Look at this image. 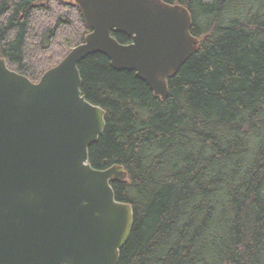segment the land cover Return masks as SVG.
<instances>
[{"label":"trees","instance_id":"1","mask_svg":"<svg viewBox=\"0 0 264 264\" xmlns=\"http://www.w3.org/2000/svg\"><path fill=\"white\" fill-rule=\"evenodd\" d=\"M161 1L186 8L200 40L165 101L101 54L78 64L105 112L89 164L127 173L111 183L133 211L118 264H264V0ZM89 32L73 0H0V58L32 83Z\"/></svg>","mask_w":264,"mask_h":264},{"label":"water","instance_id":"2","mask_svg":"<svg viewBox=\"0 0 264 264\" xmlns=\"http://www.w3.org/2000/svg\"><path fill=\"white\" fill-rule=\"evenodd\" d=\"M74 3L90 32L37 83L0 58V264H118L133 211L115 199L111 183L127 173L89 164L105 112L82 95L78 64L101 54L165 101L168 80L200 45L179 4ZM112 34L130 41L120 44Z\"/></svg>","mask_w":264,"mask_h":264},{"label":"rangeland","instance_id":"3","mask_svg":"<svg viewBox=\"0 0 264 264\" xmlns=\"http://www.w3.org/2000/svg\"><path fill=\"white\" fill-rule=\"evenodd\" d=\"M61 1L64 2L65 4H68V3L70 2V0H61ZM45 3H46V2H45ZM45 3H44V4H45ZM60 7H62V6H60ZM60 7H59V8H60ZM59 8L56 7L57 10H61V9H59ZM62 8H63V7H62ZM60 13H61V11H60V12H59V11H56L55 15H58V14H60ZM50 21H51V20H49V21H45V22H44L45 25H46V26H51V25H53L54 21H53V22H50ZM60 35H61V31L59 32V34L57 35V38L55 39V43H58V45H59V44H63V42H62V40H61L62 38H60ZM59 40H61V41H59ZM65 45H67V44H65ZM61 47H62V46H61ZM67 48H70V47H69V44H68ZM57 51H58V50H57ZM57 51H56V52H57Z\"/></svg>","mask_w":264,"mask_h":264},{"label":"bare ground","instance_id":"4","mask_svg":"<svg viewBox=\"0 0 264 264\" xmlns=\"http://www.w3.org/2000/svg\"><path fill=\"white\" fill-rule=\"evenodd\" d=\"M149 89V88H148ZM150 91V90H149ZM151 92V91H150ZM152 93V92H151Z\"/></svg>","mask_w":264,"mask_h":264}]
</instances>
